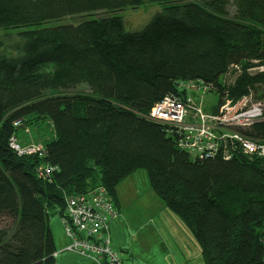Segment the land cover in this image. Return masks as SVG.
<instances>
[{
    "label": "trees",
    "instance_id": "16d2710c",
    "mask_svg": "<svg viewBox=\"0 0 264 264\" xmlns=\"http://www.w3.org/2000/svg\"><path fill=\"white\" fill-rule=\"evenodd\" d=\"M144 2L161 9L125 30L116 13ZM234 5L229 15L226 0H0V264H56L48 210L61 217L65 196L97 184L116 206V185L137 168L193 234L204 264H264V158L237 145L228 159L199 158L176 145L171 126L145 117L179 94V80L210 85L207 113L224 98L264 97V70L249 72L264 66V0ZM72 16L83 18L41 27ZM27 26L37 28L4 44ZM79 85L87 91L66 93ZM212 91L217 104L204 107ZM20 128L38 137L23 132L22 141L43 137V156L10 149ZM237 131L264 143V121ZM42 163L56 167L49 178L36 176Z\"/></svg>",
    "mask_w": 264,
    "mask_h": 264
},
{
    "label": "built area",
    "instance_id": "2783aa9c",
    "mask_svg": "<svg viewBox=\"0 0 264 264\" xmlns=\"http://www.w3.org/2000/svg\"><path fill=\"white\" fill-rule=\"evenodd\" d=\"M176 88L178 95H165L151 106L145 117L164 126H171L166 132L175 137L176 145L180 149L190 150L199 158L212 157L220 152L223 158L228 159L231 155L230 146L237 145L244 153L255 151L264 155V143L250 140L237 131L251 125L249 107L244 112L227 115L221 110H226L227 106L222 105L216 114L207 113L202 108L201 99L209 90V84H204L203 81L179 80ZM247 98L255 101L251 94ZM225 100L227 99L224 98L223 101ZM19 124L20 120L13 122L15 126ZM8 146L17 156L44 155L42 143H22L15 135L9 137ZM55 169L49 163H42L36 166L35 173L37 177L45 179ZM117 215L108 190L97 184L84 193L65 196V209L61 220L65 235L73 241L71 246L77 247L80 254L91 258L97 264H123L110 248L108 226L110 220ZM68 245L69 243L59 252L68 251ZM55 254L57 252L53 253ZM262 258L264 260V252Z\"/></svg>",
    "mask_w": 264,
    "mask_h": 264
},
{
    "label": "rangeland",
    "instance_id": "374dc122",
    "mask_svg": "<svg viewBox=\"0 0 264 264\" xmlns=\"http://www.w3.org/2000/svg\"><path fill=\"white\" fill-rule=\"evenodd\" d=\"M226 1L229 15H233L235 12L234 0ZM160 9L161 5L156 2H144L135 8L128 7L116 14L122 17L125 30L138 31ZM82 18V16L65 17L57 21H49L41 25V27L53 26L60 23H75ZM34 28L37 27L27 26L11 29L8 31V34L11 33L14 36L8 35L4 38L3 42L4 44H8L15 36L16 38L18 37L19 31ZM11 51L6 48L4 53L10 54ZM234 78L235 75L230 73L225 78L227 82L225 84L231 85ZM74 91H87V89L84 85H79L73 90L66 91V93L70 94ZM259 100L262 101L264 110V97ZM217 101L218 95L212 91L204 97L203 105L204 107H213L217 104ZM22 129H19L17 132L19 139ZM23 132L32 136L33 139L38 138L32 129L28 130V128H25ZM42 132L46 137H49L51 132L48 122L42 123ZM42 138V136H39L40 142L38 143L42 142ZM33 139L23 142H37ZM252 154H257V152L245 153L247 156ZM259 156L264 158V155ZM114 199L117 205L118 216L110 224V248L117 254L123 264H202L201 262L203 261L200 257L198 242L187 229L183 220L155 195L149 184L145 168H137L130 175L122 179L116 185ZM48 213V227L52 236L55 237L58 232L64 233L58 208H50ZM6 223L7 220L3 219L0 222V228L5 226ZM68 243L69 245L66 247L68 251L59 252ZM68 243L54 252L63 256L70 255V262L72 264H97L91 261V258L80 254V250L77 247L71 246L72 240H69ZM68 247L71 248L69 249ZM60 261H65V259L62 257Z\"/></svg>",
    "mask_w": 264,
    "mask_h": 264
},
{
    "label": "bare ground",
    "instance_id": "6f19581e",
    "mask_svg": "<svg viewBox=\"0 0 264 264\" xmlns=\"http://www.w3.org/2000/svg\"><path fill=\"white\" fill-rule=\"evenodd\" d=\"M264 70V66H256L251 67L249 72L254 71H262ZM222 105H226L227 109L224 110L221 108L222 111H224L227 115L231 114H238L241 112H244L248 107L250 109V118L251 124H254L256 122L264 121V110H263V104L261 100H255L250 101L247 98V94H244L237 100L233 99H227L225 101H222L219 105V109Z\"/></svg>",
    "mask_w": 264,
    "mask_h": 264
},
{
    "label": "crops",
    "instance_id": "0c3cea01",
    "mask_svg": "<svg viewBox=\"0 0 264 264\" xmlns=\"http://www.w3.org/2000/svg\"><path fill=\"white\" fill-rule=\"evenodd\" d=\"M18 132V131H17ZM16 132V133H17ZM51 133H50V135L52 134V131H50ZM23 131L21 132V134H20V138L22 139V137H23ZM49 135V136H50ZM30 137H32V136H30ZM24 141H26V140H24ZM117 206V205H116ZM118 216V215H117ZM116 216V217H117ZM115 217V218H116ZM115 218H113V219H115ZM113 219L112 220H110V222H109V227H110V224H111V222L113 221ZM195 239V238H194ZM53 242H54V246H55V249L56 250H59V249H61L62 247H64L68 242H69V238L65 235V233H63V232H58V233H56V235H55V237L53 236ZM64 258L65 259V261H60V258ZM88 259V258H87ZM55 260H56V264H66V263H70V264H72L71 262H70V255H66V256H63L62 254H57L56 256H55ZM92 261V260H91ZM202 264H204L203 262H201Z\"/></svg>",
    "mask_w": 264,
    "mask_h": 264
},
{
    "label": "clouds",
    "instance_id": "9594fccd",
    "mask_svg": "<svg viewBox=\"0 0 264 264\" xmlns=\"http://www.w3.org/2000/svg\"><path fill=\"white\" fill-rule=\"evenodd\" d=\"M20 125H22V122H21V120H20V124H19V125H17L16 127H18V126H20ZM20 129H22V128H20ZM16 134H17V133H16ZM16 134H14V135H16ZM20 142L24 143L22 140H20Z\"/></svg>",
    "mask_w": 264,
    "mask_h": 264
}]
</instances>
